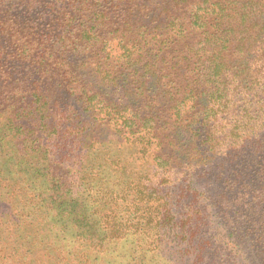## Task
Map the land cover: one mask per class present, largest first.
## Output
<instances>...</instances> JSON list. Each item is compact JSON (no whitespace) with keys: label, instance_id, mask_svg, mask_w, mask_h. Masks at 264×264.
Returning <instances> with one entry per match:
<instances>
[{"label":"trees","instance_id":"obj_1","mask_svg":"<svg viewBox=\"0 0 264 264\" xmlns=\"http://www.w3.org/2000/svg\"><path fill=\"white\" fill-rule=\"evenodd\" d=\"M30 1L37 5L32 17L19 16L5 31L10 38L20 30L25 38L39 36L40 53H59L58 65L86 41L106 54L119 49L127 69L130 54L143 53L144 64L133 75L144 87L151 65H163L158 51L171 40L183 56L170 68L182 82L160 90L158 104L137 108L125 123L149 129L161 116L171 117L169 133L161 131L165 122L155 127L165 134L156 143L163 154H152L151 135L140 147L152 152L157 179L142 174L125 189L97 193L98 167L81 163L80 178L68 180L74 186L69 195L44 205L31 173H18L4 191L0 171V215L6 200L16 203L8 211L15 226L7 222L0 229V264H168L170 254L161 250L168 239L175 242L174 256H191L196 264L200 245L211 239L229 244L230 222L264 200V0ZM106 6L111 9L104 14ZM43 23L56 30L40 33ZM41 63L48 65L45 57ZM44 104L30 109L42 113ZM102 205L103 213L93 209ZM214 210L227 215L205 237ZM34 222L43 237L25 249L17 231Z\"/></svg>","mask_w":264,"mask_h":264},{"label":"rangeland","instance_id":"obj_2","mask_svg":"<svg viewBox=\"0 0 264 264\" xmlns=\"http://www.w3.org/2000/svg\"><path fill=\"white\" fill-rule=\"evenodd\" d=\"M39 3H43V0H39ZM105 8L104 14L110 12L111 8ZM36 9L34 1L0 0L1 188L6 191L15 175L29 172L34 178L39 199L46 205L54 197L64 198L69 195V190L74 189L68 180L72 175L80 178L77 172L81 163L98 167L94 176L101 189L97 193L101 190L115 193L125 189L142 174L149 173L152 179H157L150 161L152 152L149 150L143 154L140 147L144 144L143 138L151 135L153 144L147 146L153 150L152 154H163L165 150H159L160 146L156 143L158 139L163 142L165 134H160L155 127L165 122L161 131L169 133L165 127H169L171 117L161 116L160 122L149 129L134 124L128 128L125 123L132 120V113L137 108L143 110L148 105L158 104L163 96L161 91H166L169 86L174 87L172 83L182 82L181 76L172 73L170 68V65L180 61L182 53L175 51L170 46L171 40H168L166 46L158 51L163 65H151L144 87L138 76L133 75L144 64L143 53L132 52L130 58L133 65L127 69L119 49L106 54L105 51L95 50L90 41H86L79 46V51L63 55L64 60L61 56L63 62L58 65L54 57H59V53L51 58L45 51L40 53L39 36L25 38L20 30L10 38L5 31L19 16L31 18ZM114 28L112 25L106 31L107 38L112 37L110 29ZM55 30L53 26L43 23L39 32L49 36ZM165 38H169V34ZM101 42L95 43L96 47H101ZM43 57L47 59L46 66H42ZM173 97H177V92ZM34 103H45L42 113L30 109ZM26 109L30 112H25ZM56 127L68 133L57 132ZM71 128H74V134L69 133ZM61 137L68 139L62 140ZM43 164H46L45 168H42ZM6 201L4 213L0 215V229L7 222H12L11 227L15 226L8 211L16 203ZM250 206L244 207L238 212V217L230 222L234 230L231 232L228 229L226 233L232 235L230 247L224 241L210 238L208 245H200V258L196 264H264V200L258 199ZM101 207L95 206L93 209L103 213L106 208ZM218 214L219 211H215L210 217L205 237H209L217 226L221 219L219 216L227 215L224 212ZM38 227L34 222L18 229V239L24 241L25 249L42 240ZM174 247L175 242L171 239L162 246L163 253L170 254L166 262L191 264V256H174ZM152 263L158 264L155 259L151 260Z\"/></svg>","mask_w":264,"mask_h":264}]
</instances>
